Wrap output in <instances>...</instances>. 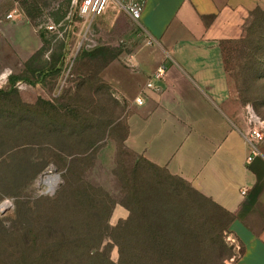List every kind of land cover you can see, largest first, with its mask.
Here are the masks:
<instances>
[{"label":"rangeland","instance_id":"rangeland-1","mask_svg":"<svg viewBox=\"0 0 264 264\" xmlns=\"http://www.w3.org/2000/svg\"><path fill=\"white\" fill-rule=\"evenodd\" d=\"M248 26L244 48L233 57L232 76L242 103L264 120V9L254 12ZM79 31L63 33L68 55L61 74L39 83L28 75L31 83L21 82L23 89H11L9 77L25 72L38 34L0 32V264H33L35 253L47 252L41 243L59 246L62 256H72L76 252L72 246L83 236L86 224L95 228H89V237L100 234L102 248L109 247L110 260L117 262L119 248L108 234L102 235L92 210L84 215L79 208L89 209L88 200H95L102 190L116 202L109 212V226L126 220L129 211L120 203L121 178L127 172L128 180L131 170L137 175L135 182L127 181L133 188L130 196L141 190L142 198L168 224L191 205L192 220L204 232L209 252L211 240L223 241L227 264L234 256L226 239L229 217L127 149V97L115 95L116 77L125 73L127 49L119 50L123 60L117 69L89 59L83 52L95 50L90 48L79 51L71 64ZM6 73V79L1 78ZM75 159L72 186L55 201L67 166ZM175 187L181 197L170 194Z\"/></svg>","mask_w":264,"mask_h":264},{"label":"crops","instance_id":"crops-1","mask_svg":"<svg viewBox=\"0 0 264 264\" xmlns=\"http://www.w3.org/2000/svg\"><path fill=\"white\" fill-rule=\"evenodd\" d=\"M72 1L0 0V32L38 34L31 57L47 25L83 28L67 20ZM121 1L142 5L140 21L112 1L92 30L97 49H127L115 92L127 97V149L229 217L234 256L227 264H264V140L252 154L244 138L248 107L232 76L264 0ZM121 56L109 67L119 68Z\"/></svg>","mask_w":264,"mask_h":264},{"label":"trees","instance_id":"trees-1","mask_svg":"<svg viewBox=\"0 0 264 264\" xmlns=\"http://www.w3.org/2000/svg\"><path fill=\"white\" fill-rule=\"evenodd\" d=\"M66 36L67 34L59 36L56 33L47 31L41 32L40 38L42 46L25 62V72L23 74L18 76L10 75L11 77H9V80L11 89H13V87L16 88L18 82H24L29 85L31 81L27 78L28 75L34 79L33 83L42 82L48 76H59L66 65L68 55ZM83 53L87 54L88 58L91 60L97 59L105 65H108L117 58L119 50L99 48L95 49L90 54L87 52ZM75 161L76 159L69 162L67 172L63 175V184L56 194L55 201H58L72 186L70 175L72 172V165ZM136 175L137 171L131 170L128 180L127 172L121 178L123 182V199L120 203L129 211V215L126 220L120 221L116 226L110 227L108 224L109 212L116 202L115 200L113 201L112 196L107 192L98 190V195L95 200H88L91 205L89 209H83V207L79 208V211L84 215H87L86 212L92 210V214L95 218L94 221L99 227H102V235L108 234L106 236L113 240L114 245L119 248V259L117 262L110 260L109 247L102 248L103 237H101L100 234L97 235L96 232L94 236L89 237L92 234L89 230L95 228L86 224L83 236L80 235V239L72 246L76 249V252L73 253L72 256V253H69L66 257L62 256L59 246L47 245L44 247L46 244L41 243L40 246L45 248L47 252L42 255L35 253L32 257V263L225 264L227 257L224 253L225 245L223 241L217 242L211 240L210 248H212V252H209L207 246L208 242L204 237V232L200 227L196 228V222L194 223L192 220L191 205H186L181 210L176 221L168 224L163 222V214L145 201V198H142L141 190L133 192V196H130L133 188H129L128 182H133L131 179H134L135 182ZM175 179L181 184L186 185L189 193L192 192L184 181L179 178ZM170 194L176 195L177 197L182 196L177 187H175L173 191H170ZM78 196L79 195L76 196L77 199H79ZM51 230L53 231V229ZM36 242L37 241H35V245ZM191 246L193 250L190 249ZM61 248L65 249L66 247L61 246Z\"/></svg>","mask_w":264,"mask_h":264},{"label":"built area","instance_id":"built-area-1","mask_svg":"<svg viewBox=\"0 0 264 264\" xmlns=\"http://www.w3.org/2000/svg\"><path fill=\"white\" fill-rule=\"evenodd\" d=\"M112 1H115L120 9L126 11L136 23L140 21L141 13H142V5L138 2H131L128 4L127 3L124 4L121 0H73L72 1L73 10L68 14L67 20H69V22H71V24L73 25L76 23H81L76 20L80 18L83 22V28L81 29V31H79L81 36L76 43L75 48L77 49V52L74 56H71L69 58V61L71 60V64L73 63L79 51L83 49L87 50V48L88 49L90 48L91 50L97 48L98 46L97 39L95 34L93 33L92 25L97 18H99L101 15L104 14L108 5ZM16 12L17 11L14 10L13 12L6 15L5 18L12 19L14 15L17 14ZM45 29L49 32L56 33L59 36H62V34L66 32V29L60 31L59 28L52 25H47ZM125 65L127 66V60L125 62ZM7 74L8 73H6L1 78L6 79ZM148 86L152 87L151 84H149ZM16 88L23 89L24 85L21 82H18L16 84ZM137 103L140 104L141 100L138 99ZM245 120L248 125L247 130L244 133L245 141L247 142L251 153L257 154L259 151V144L264 139L263 138L264 120L259 118V116L249 107L246 112ZM248 160L250 161L251 159L249 158ZM243 194H245V192Z\"/></svg>","mask_w":264,"mask_h":264},{"label":"water","instance_id":"water-1","mask_svg":"<svg viewBox=\"0 0 264 264\" xmlns=\"http://www.w3.org/2000/svg\"><path fill=\"white\" fill-rule=\"evenodd\" d=\"M57 178H58V176H57Z\"/></svg>","mask_w":264,"mask_h":264}]
</instances>
